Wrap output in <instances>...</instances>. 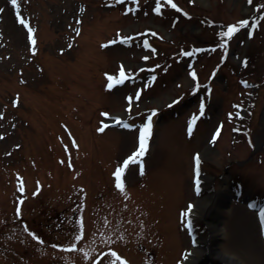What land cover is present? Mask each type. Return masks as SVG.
Returning <instances> with one entry per match:
<instances>
[{"label":"rangeland","instance_id":"obj_1","mask_svg":"<svg viewBox=\"0 0 264 264\" xmlns=\"http://www.w3.org/2000/svg\"><path fill=\"white\" fill-rule=\"evenodd\" d=\"M175 2L190 17L166 0L159 14L153 11L156 0H139L138 8L133 0H18L33 29V53L16 9L10 0H0L5 9L0 13V132L5 134L0 139V264H90L107 247L131 264H186L193 239L182 213L221 187L224 194L215 195L208 212L191 209L196 243L204 242L213 222L222 228L217 247L223 253L242 264H264L259 212L264 206V20L259 13L264 8L256 7L264 0ZM126 7L135 10L126 13ZM252 17L259 26L251 37L241 29L227 52L219 47V31L243 18L251 24ZM149 28L159 35L144 31ZM117 29L121 36L142 35L124 44ZM108 40L117 42L102 47ZM181 49L193 54L186 56ZM122 65L131 78L108 89L105 73L118 77ZM193 68L200 84L196 92ZM145 83L149 87L140 101L126 112V96ZM17 93L20 102L14 106ZM152 108L158 112L142 157L144 173L139 164L130 165L126 192L117 191L112 173L135 149L138 129L109 124L98 132L107 119L102 113L121 114L139 125ZM229 113L235 114L229 118ZM193 114L198 119L189 135ZM69 130L78 149L71 147ZM64 144L70 145L74 167L68 166ZM196 153L201 154L199 192ZM37 181L40 191L33 196ZM81 218L83 237L77 246L83 251L53 248L54 242L71 240ZM25 223L44 244L24 231ZM106 238L115 243L106 245Z\"/></svg>","mask_w":264,"mask_h":264},{"label":"snow or ice","instance_id":"obj_2","mask_svg":"<svg viewBox=\"0 0 264 264\" xmlns=\"http://www.w3.org/2000/svg\"><path fill=\"white\" fill-rule=\"evenodd\" d=\"M192 2H193V0H189V3H192ZM247 2L249 4H252L253 0H247ZM10 3H11V6L14 9H16V19L19 21V23L21 25H23L27 29V37H28V40L32 44L31 51L33 53H35L36 52V47H35L36 41H35L34 36H33V29L30 26L29 21L22 17L21 12L19 10L20 5L18 4V0H10ZM109 3H123V0H109ZM133 4H134L135 8H138L139 7V0H133ZM166 4L173 9H176L179 13H182V15L184 17H190V15H191L184 8L180 7L178 5V3L175 2V0H166ZM162 7H164L162 0H156L155 7L153 8V11L156 12L157 14H159V13H161ZM256 7L258 9L264 8V5L258 4V5H256ZM135 8L126 7L125 12L127 13L129 11H134ZM4 10H5L4 8L0 7V13H3ZM259 15H260V18L262 20H264V11L260 12ZM177 19H179V17H177ZM76 22L79 24L81 21L78 19ZM208 23H215V21H208ZM258 26H259V23L257 22L256 17H252L251 24H250V21L248 18H243V19H240L236 22L227 24L225 26V28L223 30L219 31V33H218L219 37L221 38V42L219 43V47H221L225 52H227L230 39L234 38L235 35L241 29L247 30L248 36L251 37L253 35V29H255ZM75 31L77 34H79L80 29L77 28V29H75ZM144 31L146 33H151L153 36L159 35L157 32H155L153 29H150V28L145 29ZM140 35H142V34L133 32L131 34L121 36L120 30L117 29V39L124 44H129L131 42L133 36H140ZM116 42H117L116 40H108L105 42V44L102 45V47H106L107 45H111V44H114ZM143 43H144L145 47H149V48L152 47L147 39H144ZM68 47L71 48L72 45L69 44ZM60 51L63 52L64 50L61 49ZM153 51H155V49H153ZM193 51L198 52V51H201V49L196 48ZM193 51H185L184 49H181V52L186 56H191L193 54ZM144 59H148V57L145 56ZM223 60H224V57H221V63H223ZM243 62L245 63V65L247 64V57L244 58ZM152 67H158V65H154ZM217 67H219V65ZM190 75L193 78V81H195V84L192 88V91L196 92L200 88V84L198 81L197 72L194 68L191 70ZM105 76L107 77V81H108L106 84V87L108 89H112L114 87V85L123 84L125 80H129L131 78L128 74H126L123 65L120 68L118 77L115 75H112V74H108V73H105ZM149 79H151L152 81H155L156 77H155V75H152ZM21 82H23V81H21ZM244 83L247 84V81H244ZM148 87H149V85L147 83H145L142 88L136 89L134 91V93L128 94L126 96V98H125L126 102H127L126 112H131L135 108L136 104L141 99L143 90L148 88ZM208 91L210 92L211 89H209ZM180 99H181V97H177L175 100H171L170 105L177 103ZM19 102H20V94L17 93L16 98L13 100V105L16 106L19 104ZM236 107L240 108L241 105H236ZM199 109H200V114H203V112L205 110L204 99H201ZM157 112H158L157 108H152L150 110H146L145 119L139 125L126 121L124 119V116H122L121 114H112V113H109L107 111L102 113L103 117H105L107 119L101 121V126L97 129L98 132H101V133L104 132L105 128L108 127L109 124H116L118 126H122L123 128H126V129H138L137 144H136L135 149L129 155H127L121 163H119L115 167V170L112 173V177L114 179V188L117 191L126 192V183H125L124 176H125V172L128 170L130 165L139 164L140 173L141 174L144 173V162H143L142 157L145 156L146 151L148 149L149 139L152 136L153 116ZM234 114L235 113H229V118H231ZM136 115L139 116V113H136ZM3 116H4V113L0 112V118H2ZM197 119H198L197 114H193L191 116L189 124H188L189 135H191L193 125ZM12 127H15V125H12ZM64 127L67 129V125H64ZM221 127H222V125H221ZM4 135H5L4 133L0 132V139H2L4 137ZM68 135H69V137H71V147H75L78 149L79 144L76 141L75 137L72 135L70 130L68 131ZM219 135H220V128L217 129L216 135L213 136V141H215V139ZM249 143L250 144L252 143L251 139L249 140ZM14 147L20 148L21 145L16 144V145H14ZM63 147H64L65 152L69 153V159L67 161L68 166L74 167V165L72 164V161H71V156H70V150H71L70 145L64 144ZM9 154L10 153H6V155H9ZM194 160H195V190L197 192H199L200 187H201V182H200L201 154L196 153ZM60 162L64 163L65 161L61 160ZM17 176L19 177L20 174L17 173ZM22 183L23 182H22V178H21V180H18V187H19L20 192L24 191V187L22 186ZM39 191H40V186H39V181H37V187H36L35 191L32 193V195L33 196L37 195V193H39ZM125 199H127V194H125ZM20 201L23 202V197H20ZM192 207H193V205L189 204L188 209L183 211L182 215L185 218L190 216V212H191ZM259 212H260V221L262 224H264V206L260 207ZM21 214L22 213H21L20 204H17L15 215H16V217H19V216H21ZM104 223L105 224L108 223L107 219H105ZM191 224H192V221L190 219H188L187 220V227L190 228ZM83 226H84V222H83V218H81L80 227L76 231V234L71 238V240H69L66 243H55L54 242L52 244V247L55 249H61L63 251H83V249H79L77 246V241H80L83 237ZM24 231L28 232L39 243H41V244L45 243V241L38 234H36L34 231H31L28 228L26 223L24 224ZM121 238L122 237H118V239H121ZM104 243L106 245H108V244H112L115 242L112 241L111 238H106L104 240ZM187 256H188V253H185V259H187ZM146 259H147V257H146ZM105 260L108 261V264H131V262L127 258H125L123 255H121V253L118 252L113 247H107L106 251L98 252L97 255L93 259H91L90 264H104ZM180 264H183V261H181Z\"/></svg>","mask_w":264,"mask_h":264},{"label":"bare ground","instance_id":"obj_3","mask_svg":"<svg viewBox=\"0 0 264 264\" xmlns=\"http://www.w3.org/2000/svg\"><path fill=\"white\" fill-rule=\"evenodd\" d=\"M263 119H264V116H263ZM224 191H225V187H221V188H219L218 192H216L212 195L206 196L204 198L198 199V201L195 204V207L192 209V211L196 212V213L208 212V210L210 208V204L212 203V201H214L213 199H215V195L218 194V195L222 196L224 194L223 193ZM208 230H209V234L207 236V239L217 238L222 233V228L217 227L216 224L213 222L210 223ZM193 252L199 254L200 253L199 247L197 246L196 248H194ZM216 255L219 258H223V259L226 258V260L228 262H230L231 264H237V260L233 256L227 257L225 253H221L219 251H217ZM185 263L188 264V261H186Z\"/></svg>","mask_w":264,"mask_h":264},{"label":"water","instance_id":"obj_4","mask_svg":"<svg viewBox=\"0 0 264 264\" xmlns=\"http://www.w3.org/2000/svg\"><path fill=\"white\" fill-rule=\"evenodd\" d=\"M217 238L213 239H207V237L204 238V242L199 244V247L202 248V251H200L199 254L192 253L191 257L189 258V264H231L226 260V258H219L216 254L217 251L223 253L218 247H217ZM230 256L231 255H227ZM236 259V258H235ZM237 264H242L238 259Z\"/></svg>","mask_w":264,"mask_h":264}]
</instances>
